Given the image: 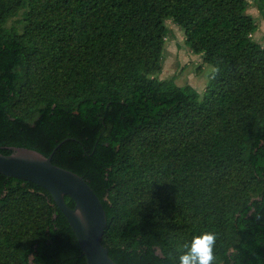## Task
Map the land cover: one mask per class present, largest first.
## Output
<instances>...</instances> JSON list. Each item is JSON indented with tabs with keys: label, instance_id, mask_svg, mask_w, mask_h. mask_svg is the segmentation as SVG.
<instances>
[{
	"label": "trees",
	"instance_id": "trees-1",
	"mask_svg": "<svg viewBox=\"0 0 264 264\" xmlns=\"http://www.w3.org/2000/svg\"><path fill=\"white\" fill-rule=\"evenodd\" d=\"M247 8L0 0V153H52L81 176L102 203L101 244L116 264H179L206 230L218 235V264H264V47ZM166 20L214 68L201 98L156 77ZM0 264H86L50 194L3 174Z\"/></svg>",
	"mask_w": 264,
	"mask_h": 264
},
{
	"label": "water",
	"instance_id": "water-1",
	"mask_svg": "<svg viewBox=\"0 0 264 264\" xmlns=\"http://www.w3.org/2000/svg\"><path fill=\"white\" fill-rule=\"evenodd\" d=\"M8 155L0 153V174L35 184L46 190L54 204L66 218L86 264H116L101 244L107 218L97 195L78 174L58 167L48 156L24 147H12ZM65 196L74 205L65 203ZM79 210L83 219L78 221L74 213Z\"/></svg>",
	"mask_w": 264,
	"mask_h": 264
},
{
	"label": "rangeland",
	"instance_id": "rangeland-1",
	"mask_svg": "<svg viewBox=\"0 0 264 264\" xmlns=\"http://www.w3.org/2000/svg\"><path fill=\"white\" fill-rule=\"evenodd\" d=\"M247 2L246 13L254 18L258 26L252 39L264 47V18L258 13L255 0H247ZM20 13L12 18L9 24L18 20ZM165 25L168 33L162 55V68L156 77L160 80L171 79L179 87L190 85L201 98L213 76L214 68L210 64L203 63L201 56L190 51L184 43L183 31L179 26L171 20H166Z\"/></svg>",
	"mask_w": 264,
	"mask_h": 264
},
{
	"label": "clouds",
	"instance_id": "clouds-1",
	"mask_svg": "<svg viewBox=\"0 0 264 264\" xmlns=\"http://www.w3.org/2000/svg\"><path fill=\"white\" fill-rule=\"evenodd\" d=\"M74 216L78 221L83 219V214L79 210L74 213ZM217 240L218 235L212 230L193 235L190 243L183 246V254L178 257L179 264H218Z\"/></svg>",
	"mask_w": 264,
	"mask_h": 264
}]
</instances>
